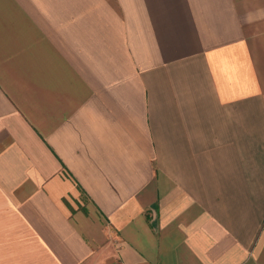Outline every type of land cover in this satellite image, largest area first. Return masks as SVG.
<instances>
[{
    "label": "crops",
    "instance_id": "crops-1",
    "mask_svg": "<svg viewBox=\"0 0 264 264\" xmlns=\"http://www.w3.org/2000/svg\"><path fill=\"white\" fill-rule=\"evenodd\" d=\"M0 264H264V0H0Z\"/></svg>",
    "mask_w": 264,
    "mask_h": 264
},
{
    "label": "rangeland",
    "instance_id": "rangeland-1",
    "mask_svg": "<svg viewBox=\"0 0 264 264\" xmlns=\"http://www.w3.org/2000/svg\"><path fill=\"white\" fill-rule=\"evenodd\" d=\"M82 198V196H80Z\"/></svg>",
    "mask_w": 264,
    "mask_h": 264
}]
</instances>
